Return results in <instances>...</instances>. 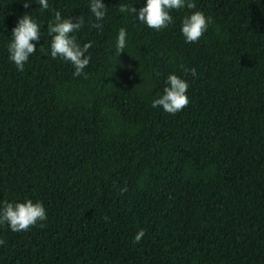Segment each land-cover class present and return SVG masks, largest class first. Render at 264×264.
Segmentation results:
<instances>
[{"label":"trees","instance_id":"obj_1","mask_svg":"<svg viewBox=\"0 0 264 264\" xmlns=\"http://www.w3.org/2000/svg\"><path fill=\"white\" fill-rule=\"evenodd\" d=\"M29 2L0 0V207L42 202L47 220L0 225V264H264V0H192L161 31L136 17L147 0H101L102 30L90 0ZM197 10L211 22L189 44ZM55 11L84 18L86 76L51 57ZM25 14L41 39L20 72L7 45ZM170 74L189 84L176 115L152 107Z\"/></svg>","mask_w":264,"mask_h":264},{"label":"clouds","instance_id":"obj_2","mask_svg":"<svg viewBox=\"0 0 264 264\" xmlns=\"http://www.w3.org/2000/svg\"><path fill=\"white\" fill-rule=\"evenodd\" d=\"M41 10L49 9L48 0H37ZM29 0H23V6L29 7ZM189 10L195 9L196 4L192 0H147L146 5L139 9L132 7L128 8L125 5H120L118 11L133 12L137 19L145 24L148 28L154 31H161L174 23L173 17L170 14L173 10L182 8ZM90 12L95 17L96 23L92 27L98 30L103 29V20L107 14V8L101 0H90ZM211 22L209 17H206L202 11H194L191 15L185 16L181 21V33L185 38L186 43H197L207 31L208 25ZM84 26L83 16L76 18H62L59 11L54 12V19L47 24V31L52 36L51 40V57L53 59L61 58L64 61L70 62L74 67V76L85 75L84 69L90 63V56L85 53L92 47V42L85 43L83 47L77 43L73 33L79 31ZM41 39V25L35 22L31 16L25 14L19 19L16 27L12 29V37L7 45L9 59L14 63L17 71L22 72L29 57L36 52V45L33 41ZM127 46V32L125 28H120L115 44V55L120 56L124 53ZM186 74H191L193 77L197 75L196 69H185ZM166 87L163 90V95L154 99L152 107H161L163 111L170 115H176L181 112L189 103L186 95L189 84L186 80L181 79L175 74H170L165 81ZM121 193L127 191V188H122ZM105 219H107L105 217ZM47 220V212L42 202H33L26 200L24 202H8L5 201L0 207V225H7L12 232H26L34 227L38 222ZM44 227V224H40ZM145 236V231L140 229L134 236L133 243L138 244ZM5 241L0 239V246L4 245Z\"/></svg>","mask_w":264,"mask_h":264}]
</instances>
